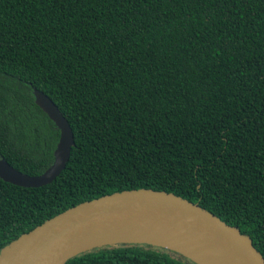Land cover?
Wrapping results in <instances>:
<instances>
[{"label":"trees","instance_id":"obj_1","mask_svg":"<svg viewBox=\"0 0 264 264\" xmlns=\"http://www.w3.org/2000/svg\"><path fill=\"white\" fill-rule=\"evenodd\" d=\"M74 146L50 184L0 179V253L79 203L174 194L249 237L264 258V0H0V158L23 174ZM65 264H194L145 244Z\"/></svg>","mask_w":264,"mask_h":264},{"label":"water","instance_id":"obj_2","mask_svg":"<svg viewBox=\"0 0 264 264\" xmlns=\"http://www.w3.org/2000/svg\"><path fill=\"white\" fill-rule=\"evenodd\" d=\"M34 104L59 132L53 161L41 174L29 176L0 158V179L22 188L53 182L65 169L74 146L67 119L42 91L32 88ZM152 230L169 234L197 249L210 264H264L248 236L198 204L174 194L139 189L85 201L51 217L20 236L0 253V264H65L71 258L103 246L145 244L177 253L169 246L146 241H101L120 230Z\"/></svg>","mask_w":264,"mask_h":264},{"label":"bare ground","instance_id":"obj_3","mask_svg":"<svg viewBox=\"0 0 264 264\" xmlns=\"http://www.w3.org/2000/svg\"><path fill=\"white\" fill-rule=\"evenodd\" d=\"M146 241L155 244H161L169 246L175 250L187 254L189 257L195 259L201 264H210L207 260L200 256L199 251L189 245L183 240L175 238L169 234H163L161 232H153L152 230H120L116 233H109L101 241Z\"/></svg>","mask_w":264,"mask_h":264}]
</instances>
